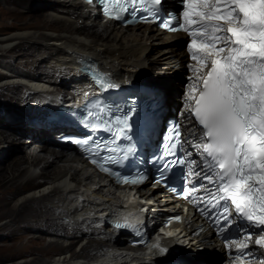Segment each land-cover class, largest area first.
<instances>
[{"label":"bare ground","instance_id":"6f19581e","mask_svg":"<svg viewBox=\"0 0 264 264\" xmlns=\"http://www.w3.org/2000/svg\"><path fill=\"white\" fill-rule=\"evenodd\" d=\"M42 1L0 0V97L9 107L0 113V247L5 250L0 264H164L165 257L149 248L123 246L122 234L113 242L112 229L103 221L119 206L127 215L146 211L142 217L152 221L173 209L181 212L177 202L155 187L130 200L72 156L73 150L56 145L57 124L34 121L66 101L71 83L86 84L81 71L86 59L117 85L157 82L166 103L178 107L181 97L186 112L197 73L177 44L182 35L114 25L85 0ZM18 149L21 154L7 162ZM188 225L176 226L179 251L188 264H224L225 252L211 251V238L192 237Z\"/></svg>","mask_w":264,"mask_h":264},{"label":"snow or ice","instance_id":"6c2138e0","mask_svg":"<svg viewBox=\"0 0 264 264\" xmlns=\"http://www.w3.org/2000/svg\"><path fill=\"white\" fill-rule=\"evenodd\" d=\"M93 2L88 0L90 4ZM101 3L105 15L122 19L119 14H113L109 5L121 6V12L129 11L127 6L134 11H148L146 6H160L163 0H101ZM181 6L178 16L170 17L162 26L173 32L183 31L190 37L186 47L190 59L197 65L193 69L197 73V82L189 86L186 108L189 119L194 118L200 133L191 147L201 160V170L205 173L203 180L214 185L205 202L210 209L217 210V222L223 221L219 234L237 220L243 222L240 225L245 233L242 239L221 237L226 248L231 250L235 245L243 254L255 234L249 228L259 229L254 243L258 248H264V0H181ZM152 11L151 19H155L158 7ZM149 19L145 17L146 21ZM173 23L176 26L170 27ZM98 82L104 88L118 87L104 77ZM92 115L90 112L89 116ZM106 115L105 107L100 106L98 122L90 126L94 129L103 126L113 131L107 120L99 122V118ZM129 120L127 115L116 117L115 132L126 140L131 139ZM172 131V140L164 146L166 154H174L173 144L182 143L179 129ZM120 136L114 135L113 144ZM105 150L114 155L102 159L119 164L129 159L134 148L121 149L117 145ZM121 151L123 156L119 155ZM91 162L115 175L121 184L140 185L148 179L143 172L121 175L103 167L97 159ZM180 163L195 165L196 161L182 160ZM176 164V160H166L156 183L164 180L165 172ZM189 174L199 176L200 172L190 166ZM198 190L197 187L186 188L184 198L188 199L189 192ZM193 199L204 201L202 196ZM199 211L204 214L203 208ZM116 227L128 228L130 225L117 224ZM154 247L161 255H167V248L159 244ZM241 258V255L235 257ZM259 264H264V260Z\"/></svg>","mask_w":264,"mask_h":264},{"label":"rangeland","instance_id":"374dc122","mask_svg":"<svg viewBox=\"0 0 264 264\" xmlns=\"http://www.w3.org/2000/svg\"><path fill=\"white\" fill-rule=\"evenodd\" d=\"M32 2L34 3V4H41V3H43V1L42 0H32ZM155 75H157V74H155ZM63 90H65V89H63ZM66 92H67V90H66ZM68 94H70V92H69V90H68ZM4 97H0V113L1 112H3V110L4 109H7V108H9L8 106H6V101H3L4 99H3ZM2 114V113H1ZM58 133H56V135H57ZM56 135H54L53 136V139H55V138H57L56 137ZM25 138V137H24ZM56 140V139H55ZM16 146H18V145H16ZM18 154H21V151L18 149L17 151H15L14 153H12L11 155H10V157H8V159H7V162L8 161H10V160H12L16 155H18ZM48 181H46V182H44V183H47ZM2 191V188H0V192ZM4 220H6V218H3L2 219V221H4ZM8 242H12V240H9ZM80 249V246H77V247H75L74 249H72L71 251H69L68 253H72V252H74V251H76V250H79ZM67 253V254H68ZM3 254H5V250L2 248V247H0V255H3Z\"/></svg>","mask_w":264,"mask_h":264}]
</instances>
